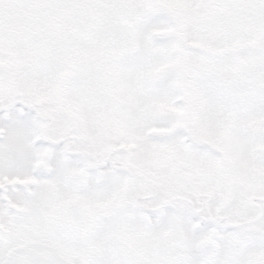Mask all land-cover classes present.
Wrapping results in <instances>:
<instances>
[{
	"label": "snow or ice",
	"instance_id": "obj_1",
	"mask_svg": "<svg viewBox=\"0 0 264 264\" xmlns=\"http://www.w3.org/2000/svg\"><path fill=\"white\" fill-rule=\"evenodd\" d=\"M0 264H264V0H0Z\"/></svg>",
	"mask_w": 264,
	"mask_h": 264
}]
</instances>
